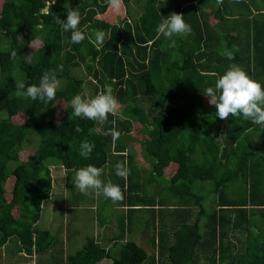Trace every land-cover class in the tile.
<instances>
[{"label":"trees","instance_id":"1","mask_svg":"<svg viewBox=\"0 0 264 264\" xmlns=\"http://www.w3.org/2000/svg\"><path fill=\"white\" fill-rule=\"evenodd\" d=\"M49 4L0 0V250L33 259L45 255L58 264H98L109 257L94 239L76 245L78 235L58 251L66 239L38 226L52 200L51 163L76 172L89 164L102 169L114 156L129 169L120 182L130 211L145 203L163 208L168 196L183 211L199 207L197 222L172 220L175 228L161 236L160 252L171 264H264V129L231 114L220 120L204 95L232 64L264 85V0H121L120 23L104 19L108 0ZM68 9L81 13L85 40L79 44L56 22L66 19ZM173 12L192 29L175 38L174 46L157 32ZM97 31L111 37L99 48L91 42ZM225 51L233 53L231 60ZM58 65L63 71L52 103L45 107L17 96V84H38ZM105 86L123 107L120 115L95 122L71 115L74 95L90 99ZM60 102L65 108L58 118ZM19 114L26 116L23 123L13 120ZM137 124L146 159L152 160L149 169L139 166L122 142ZM31 138L38 145L22 159ZM85 141L95 146L89 159L79 155ZM167 171L174 174L165 185ZM141 178L153 187L159 183L152 197ZM211 195L216 206L208 212L205 201ZM145 260L156 264V257L129 242L114 264Z\"/></svg>","mask_w":264,"mask_h":264},{"label":"clouds","instance_id":"2","mask_svg":"<svg viewBox=\"0 0 264 264\" xmlns=\"http://www.w3.org/2000/svg\"><path fill=\"white\" fill-rule=\"evenodd\" d=\"M54 3L55 0H50L49 8ZM108 6L118 14L121 0H108ZM81 18V13L77 9H68L64 20L56 18L61 29L71 33L70 40L73 44H79L85 40V34L79 27ZM191 31V26L186 23L184 16L175 12L162 19L157 26L159 36L170 42L172 46L175 45V38L187 36ZM109 39L111 37L104 31H97L95 39L91 42L99 48L105 45ZM16 55L17 53L13 51L11 58L14 59ZM224 55L229 60L233 58L232 52L225 51ZM62 71L63 66L58 65L56 70L44 72L38 84L27 86L24 82L17 84V96L29 98L46 107L56 99L57 87L60 83L58 72ZM204 95L209 98V104L215 107V116L220 120L227 119L231 114L232 118H242L244 121L264 129V85L251 78L240 66L230 65L215 80L214 86L205 89ZM69 106L72 109L73 117L94 122L105 121L109 115L113 117L120 115L118 100L110 86H105L90 99L79 94L74 95L69 101ZM76 131H80V129L77 128ZM112 135L115 140L119 133L114 131ZM94 147V144L87 141L82 142L79 155L84 159H89ZM115 174L120 178L127 177L129 169L126 162L115 164ZM101 176L102 169L89 164L76 170L72 183L75 189L84 195H88L91 191L98 195L102 194L104 198L114 203L122 201L124 195L120 186L110 181H103Z\"/></svg>","mask_w":264,"mask_h":264},{"label":"crops","instance_id":"3","mask_svg":"<svg viewBox=\"0 0 264 264\" xmlns=\"http://www.w3.org/2000/svg\"><path fill=\"white\" fill-rule=\"evenodd\" d=\"M123 11L125 12L124 7H123ZM120 22L118 21L116 23H120ZM142 161H144V163L148 164L151 167L152 160L146 159ZM136 162L139 165L138 161ZM51 168H53L52 174H53V170L56 174V187L54 188V178H53V191L51 197H53L54 199L55 196H60V193H56V191L57 192L62 191L64 193L62 201L65 200L66 201L65 204L68 206L65 208V210L63 209L62 211L63 213L65 212L67 213V222H69L70 218L72 219V221L70 224H67V228L64 231V233L59 234L61 233L60 231L62 225H58L54 221V217L57 214L56 212H62L61 211L62 206L59 204H55L52 207L51 205L50 218L53 220L52 221L53 225L50 226L51 227L50 232L53 235L58 236L60 239L61 238L66 239V242L61 241L60 243V246L62 245L61 250L69 248L72 241H70L68 238L71 237L72 238L71 240H73V237L75 235L80 236L79 238L80 242H76V245L80 247L83 246V244L87 241V239L89 238L94 239L96 242L100 244V246L103 249H105L110 253L109 257L102 259L101 261L98 262V264H114L115 260L121 256L124 250V245L129 242H134L138 247L143 248L148 253L149 256L151 255L152 257H156V264H171V260L169 259L168 255L164 254V256H162V253L160 252L161 236L163 234H168V231H172L175 228L172 220L176 219L177 224H179L180 221L182 222V224H184L185 221H187L186 223L188 224H193L197 222V218H199V213H200L198 210L199 207L191 206L187 211L184 210L186 211L184 212L183 208H180L176 203L175 198L171 196H168L167 205L164 206L163 208L160 206V204L154 207L151 206L152 204L145 203V206L136 207L137 208L136 211H130L131 207L128 206V203H124V200L126 202L127 201L126 199H128L127 198L129 196L128 193H126V195L124 196L125 199H123L120 202L114 203L111 200L109 202L111 203L112 209L115 212H117L120 215V217L113 216L109 208L103 207L101 212L100 203L94 201L92 203L86 204V201L84 200V194L80 192L73 193L72 190L69 187H67L66 183L61 181L62 177L65 176V172H68L63 167V165H61L59 162H54L51 163ZM59 168H61L62 171H59L58 170ZM163 178L167 180L168 176L164 175ZM120 180L121 178L115 180V184H118L121 188L122 182H120ZM140 181L141 183H144L143 191L149 194V197H152L153 194L155 193V190H153V187H151L153 185L150 184L149 181L146 180L145 178L144 179L141 178ZM103 200L106 201L109 199L103 197ZM215 201H216L215 195H211L209 198L206 199L205 206L207 207L208 212L214 211L213 208L216 206ZM105 210L108 211L107 215L104 214ZM205 222H206V218L202 217V220L200 222L201 225H204ZM69 226L73 227V229H71L70 231L68 230ZM90 226H91V230L89 236H87L88 233L87 228ZM172 226H174V228H172ZM170 241L168 242L169 244ZM168 243L165 244V249L167 248L168 250H170L169 248L170 245ZM4 249H1L0 251ZM16 255H26V254L13 251L12 253L9 254L8 260H6L5 257L0 258V264H15L12 258ZM200 261L203 263L205 262L204 259H200L198 262ZM16 264H20V263H16ZM142 264H155V263L150 260H145L144 263Z\"/></svg>","mask_w":264,"mask_h":264},{"label":"rangeland","instance_id":"4","mask_svg":"<svg viewBox=\"0 0 264 264\" xmlns=\"http://www.w3.org/2000/svg\"><path fill=\"white\" fill-rule=\"evenodd\" d=\"M124 11H123V7L121 5L120 7V11L119 13H115L113 9H110L108 11L107 14H105L103 17L106 21H109V22H112V23H116V22H120L121 19L124 17ZM59 110L57 111V117L60 118L63 113H64V108L65 106L62 104V102L59 103ZM123 107L121 105H118V109H122ZM13 120L16 122V123H23L25 120H26V116L25 115H17L16 117L13 118ZM141 129V126L140 124H137V128L136 130L133 132V133H130V135L126 136L125 140H123V144H125V147H126V153L129 154V155H132L134 156V159L135 161H138L139 165L143 166L144 168H150V166L146 163H144V161L142 160H146V156H147V152L145 151V148L144 146L141 144V141L143 139H145L144 136L141 135V133L139 132V130ZM29 148L25 149L22 151L21 153V157L22 159H27L28 157H30L32 154H33V150L32 149H36L38 143H37V139L35 138H31L29 139V141L27 142ZM116 158L114 156H111L109 158V161L108 163L102 168V176H101V179L105 182H112L115 184V180L117 179H120V177L116 176L115 174V164H116ZM53 169V168H51ZM59 171H62L61 168L58 169ZM149 172L146 173V175L148 176ZM173 171H167L165 173L166 176L170 177L171 175H173ZM74 175H75V171H68V172H65V176L62 177L61 181L62 182H65L67 187H69L73 193H78L79 191L75 189V186L74 184L72 183V178H74ZM53 178H54V188L56 187V174L53 170ZM162 182L166 185V183L168 182V179L165 180L164 178H162ZM159 183L157 182V185L155 187H153V190L156 188V187H159ZM9 187H12V182L9 183ZM56 193H60V196H55V198L53 199L52 197V200L50 201V203L46 206V209H45V214H44V217L41 221V223L39 224V228L41 229H47V230H51V227L53 224H52V219L50 218L51 214H50V207L52 205V207L55 205V204H59L62 206V209L61 211L68 206L65 204V200L62 201L63 199V192H57ZM99 198V199H98ZM84 200L86 201V204L87 203H92L94 201H96L97 203H100V210L102 212V208L105 207V208H109L110 212L112 213L113 216H116V217H120V215L115 212L112 207H111V203L110 200H106L104 201L103 200V195H98L94 192H89L88 195H84ZM56 212V211H55ZM97 212V211H96ZM57 214L55 215L54 217V221L58 224V225H62V228H61V233L59 234H63L64 231L66 230L67 228V224H70L72 219L70 218L69 222H67V213H63L62 212H56ZM108 211L105 210L104 211V214L107 215ZM74 222V221H73ZM88 230V233H87V236H89V233H90V230H91V226L87 228ZM84 239H85V236H84ZM62 241V240H61ZM58 251H61V246L60 245H57V248H56ZM67 252V251H66ZM70 253L74 252L72 250L69 251ZM52 251H50L49 253L47 254H50L51 255ZM9 252L4 249L2 251H0V258L2 257H5L6 260H8L9 258ZM13 262L16 264V263H24V264H55L54 261H50L49 258L45 255H40V257H37L36 259H33V258H30V257H27L26 255H16L14 256L13 258ZM30 261V262H29Z\"/></svg>","mask_w":264,"mask_h":264}]
</instances>
